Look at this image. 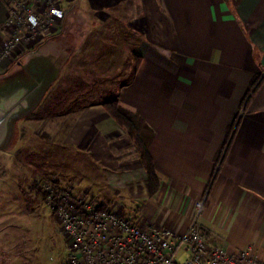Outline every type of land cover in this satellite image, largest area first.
<instances>
[{
    "label": "crops",
    "instance_id": "crops-1",
    "mask_svg": "<svg viewBox=\"0 0 264 264\" xmlns=\"http://www.w3.org/2000/svg\"><path fill=\"white\" fill-rule=\"evenodd\" d=\"M58 5L63 20L49 37L2 63L0 84L29 71L31 77L47 72L37 106L52 86L67 88L69 80L58 78L70 54L101 53V61L91 62L94 73L105 70L106 83L116 86L109 100L142 119L159 180L149 195L137 153L102 101L87 98L99 92L90 90L75 98L74 109L58 115L64 118L60 141L94 166L90 172L104 181L98 194L104 187L131 206L90 198L138 225L180 232L193 203L205 196L199 222L208 244L229 253L249 246L264 261V0H58ZM77 13L84 22L87 15L91 27L65 29ZM4 16L0 0V24ZM95 32L112 38L113 45L103 47L105 40L95 39ZM57 34H66L70 44L52 46ZM30 53L22 75L20 61ZM257 75L259 87L244 104ZM83 79L77 85H87Z\"/></svg>",
    "mask_w": 264,
    "mask_h": 264
},
{
    "label": "rangeland",
    "instance_id": "rangeland-1",
    "mask_svg": "<svg viewBox=\"0 0 264 264\" xmlns=\"http://www.w3.org/2000/svg\"><path fill=\"white\" fill-rule=\"evenodd\" d=\"M76 7L72 5L74 11ZM80 16L78 13L73 14L65 22V29L74 28L78 24L91 27L92 22L88 16H84L85 22ZM97 32L94 37L98 40L100 37ZM71 37L74 42L75 37ZM100 39L105 40L103 47L113 45L110 37ZM52 40V46L70 44L66 34H57ZM100 54H70L58 78L69 80L66 86L63 84V87H67L65 91L56 89L57 85L54 89L52 86L37 106L14 119L11 124L9 139L0 149V225L3 223L0 228V264H64L65 240L53 216L43 205L39 193L40 184L49 177L55 176L60 186L69 187L75 194L96 196L104 202L114 203V206L130 209L129 201L111 196L110 191L104 187V191L98 194V188L102 187L104 181L98 180L99 177L90 172L94 166L84 160L78 149L62 144L58 133V125L64 119L58 115L61 111L62 114L66 113V108L74 109L77 102L75 98L79 94L97 90L98 94L87 98H99L101 103L111 99L116 86L106 83L107 75L103 74L105 70H101L102 75L97 76L91 63L95 57L101 61ZM20 63L25 67L22 75L26 70L28 73L31 53ZM17 72L14 75L19 74ZM27 75L31 76L30 71ZM81 77L87 85H77ZM86 102L82 100L81 103ZM50 122H54L51 123L52 131L47 132Z\"/></svg>",
    "mask_w": 264,
    "mask_h": 264
},
{
    "label": "built area",
    "instance_id": "built-area-1",
    "mask_svg": "<svg viewBox=\"0 0 264 264\" xmlns=\"http://www.w3.org/2000/svg\"><path fill=\"white\" fill-rule=\"evenodd\" d=\"M0 66L39 37H49L64 18L58 0H1ZM43 205L65 240L64 264H264L253 250L227 252L208 244L200 225L205 196L193 203L185 229L141 226L68 187L55 176L40 184Z\"/></svg>",
    "mask_w": 264,
    "mask_h": 264
},
{
    "label": "trees",
    "instance_id": "trees-1",
    "mask_svg": "<svg viewBox=\"0 0 264 264\" xmlns=\"http://www.w3.org/2000/svg\"><path fill=\"white\" fill-rule=\"evenodd\" d=\"M261 80L262 78L259 75L253 76L250 79L247 90L243 98L244 104L249 102L252 95L258 89ZM101 106L104 112L106 113V115L111 119V121L118 128H120L129 139L132 147L137 153L139 164L144 172L146 185H147V192L149 195L154 194L158 189L159 180L147 151L145 139L146 136L149 137V132L144 127L142 119L137 114L120 107L117 104L116 100H109L107 102L102 103ZM231 131H232V126L229 128L227 132L229 133L228 134L229 136L231 134ZM41 197L42 196L40 194V198Z\"/></svg>",
    "mask_w": 264,
    "mask_h": 264
},
{
    "label": "water",
    "instance_id": "water-1",
    "mask_svg": "<svg viewBox=\"0 0 264 264\" xmlns=\"http://www.w3.org/2000/svg\"><path fill=\"white\" fill-rule=\"evenodd\" d=\"M48 81L47 72H42L38 77L29 75L0 84V149L9 139L13 120L31 110Z\"/></svg>",
    "mask_w": 264,
    "mask_h": 264
}]
</instances>
